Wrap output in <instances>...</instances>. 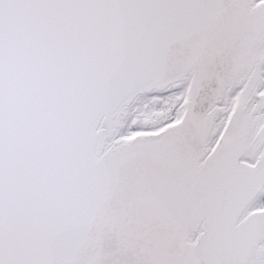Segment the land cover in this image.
I'll return each mask as SVG.
<instances>
[{
  "label": "snow or ice",
  "instance_id": "obj_1",
  "mask_svg": "<svg viewBox=\"0 0 264 264\" xmlns=\"http://www.w3.org/2000/svg\"><path fill=\"white\" fill-rule=\"evenodd\" d=\"M0 264H264V0H0Z\"/></svg>",
  "mask_w": 264,
  "mask_h": 264
}]
</instances>
